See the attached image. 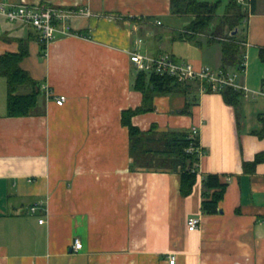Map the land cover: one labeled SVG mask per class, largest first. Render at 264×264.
<instances>
[{
    "label": "crops",
    "instance_id": "0c3cea01",
    "mask_svg": "<svg viewBox=\"0 0 264 264\" xmlns=\"http://www.w3.org/2000/svg\"><path fill=\"white\" fill-rule=\"evenodd\" d=\"M0 2L71 12L44 55L34 27L0 14V55L19 52L23 39L21 65L40 90L31 114L10 116L0 74V264H170L172 257L175 264H264V161L245 168L264 152V0L248 6L235 29L243 70L223 65V37L208 43L211 34H200L202 44L176 37L191 16H178L187 25L163 35L165 21L177 16L170 0ZM164 39L173 41L172 52ZM135 51L224 69L248 88L236 109L221 91L181 81L155 96L154 110L132 116L142 130L198 129L204 153L187 196L179 171L132 168L122 115L143 103ZM59 95L67 97L63 105ZM211 173L227 183L216 213L202 206L203 177ZM191 217L200 218L195 230ZM77 238L83 246L75 251Z\"/></svg>",
    "mask_w": 264,
    "mask_h": 264
},
{
    "label": "trees",
    "instance_id": "16d2710c",
    "mask_svg": "<svg viewBox=\"0 0 264 264\" xmlns=\"http://www.w3.org/2000/svg\"><path fill=\"white\" fill-rule=\"evenodd\" d=\"M171 11L177 16H191L193 19L183 32L176 36L182 40H189L202 44L199 35L209 33L208 43L223 37L222 62L224 66L238 65L243 70L241 40L237 38L235 29L242 24L247 13L238 0H230L225 14L218 17L219 3L201 0H170ZM255 0H251V5ZM231 32V34H230ZM234 33V34H232ZM19 52H5L0 55V74L8 81L7 108L10 116H24L33 112L37 104L40 90L37 82L21 65L28 54V48L20 39ZM42 55L46 52V45L41 46ZM260 57L264 60V47L260 49ZM181 81L169 75L139 72L135 88L143 93V103L136 109L123 112L122 122L128 126L130 135V152L133 157L132 168L136 166H154L171 168L181 174V193L185 196L192 193L198 181V165L204 150L199 135H192V130L169 129L158 130L153 125L149 130H142L135 126L131 119L135 114L155 109L154 98L174 91ZM29 87V93L21 92L22 87ZM226 102L236 109L240 107L242 91L225 86L221 90ZM185 109L183 112H187ZM264 119V118H263ZM264 131H262L263 134ZM264 161V152L257 153L254 160L245 163L248 171H253L256 165ZM203 210L207 213L219 211L220 201L224 198L227 183L218 174H207L203 177Z\"/></svg>",
    "mask_w": 264,
    "mask_h": 264
},
{
    "label": "built area",
    "instance_id": "2783aa9c",
    "mask_svg": "<svg viewBox=\"0 0 264 264\" xmlns=\"http://www.w3.org/2000/svg\"><path fill=\"white\" fill-rule=\"evenodd\" d=\"M247 10L251 5V0H238ZM69 11L46 6L29 4H15L8 2H0V14L5 16L10 21H18L31 25L38 33V39L41 44L46 45L54 39L58 31V22L70 16ZM131 61L135 65L138 72L156 73L159 75H169L180 81L194 80L200 82L202 86L207 85L213 90L221 91L225 86H232L233 88L245 91L246 85L240 84L235 80L234 76L229 75L224 69H214L209 66L197 68L195 64L189 60L176 59L170 53H164L159 56H152L141 51L131 53ZM49 90V89H48ZM50 92V91H49ZM67 97L59 95L56 98L58 105H63ZM197 128L192 129V135H198ZM33 211L37 207H32ZM44 219H40L42 223ZM200 224L199 217H191L188 220V227L190 230H195ZM83 243L80 239H75L73 249L78 251L82 248ZM170 264H175V257L170 259Z\"/></svg>",
    "mask_w": 264,
    "mask_h": 264
},
{
    "label": "rangeland",
    "instance_id": "374dc122",
    "mask_svg": "<svg viewBox=\"0 0 264 264\" xmlns=\"http://www.w3.org/2000/svg\"><path fill=\"white\" fill-rule=\"evenodd\" d=\"M202 1H204V0H202ZM209 1L212 3H219V6L217 8V13H224L226 11V8H227V3L230 0H209ZM186 23H187V18L175 16L170 21H165V24L163 27L160 28V31L163 34L165 32L164 31L165 28H168L170 26H175L177 28H181V27L187 25ZM179 42L182 43V41H179ZM163 49L168 51V52H172L173 51V41L170 39H164Z\"/></svg>",
    "mask_w": 264,
    "mask_h": 264
},
{
    "label": "water",
    "instance_id": "95a60500",
    "mask_svg": "<svg viewBox=\"0 0 264 264\" xmlns=\"http://www.w3.org/2000/svg\"><path fill=\"white\" fill-rule=\"evenodd\" d=\"M236 32H237V30L234 31V33H236Z\"/></svg>",
    "mask_w": 264,
    "mask_h": 264
}]
</instances>
